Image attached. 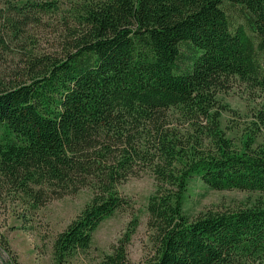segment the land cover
<instances>
[{"label":"trees","instance_id":"trees-1","mask_svg":"<svg viewBox=\"0 0 264 264\" xmlns=\"http://www.w3.org/2000/svg\"><path fill=\"white\" fill-rule=\"evenodd\" d=\"M59 7L0 0V49L23 57L0 77V204L18 203L26 222L53 199L91 188L54 241L64 264L102 222L134 207L118 187L150 168L154 250L139 264H264V145L254 136L235 144L216 109L236 79L264 93V0L78 2L61 19L62 52L39 51L31 30L52 25ZM173 111L184 121L174 123ZM195 179L260 194L192 215L185 202ZM138 225L136 214L101 264H134L127 245ZM17 263L0 226V264Z\"/></svg>","mask_w":264,"mask_h":264},{"label":"rangeland","instance_id":"rangeland-1","mask_svg":"<svg viewBox=\"0 0 264 264\" xmlns=\"http://www.w3.org/2000/svg\"><path fill=\"white\" fill-rule=\"evenodd\" d=\"M57 1L60 6L58 12L52 18H48L52 25L31 30L36 36L34 38L39 42L37 49L39 51L62 52L64 38L61 19L70 15L73 5L90 0ZM4 5L5 3H2L1 6ZM22 60V54L17 47L1 48L0 77L7 76L15 66L22 64ZM218 99L216 109L220 110L222 125L234 143L240 146L244 140L254 136L257 143L264 145V123H258L259 112L264 105V93L236 79L229 88L218 94ZM170 114L174 123L184 121L178 111ZM187 124L185 122V125ZM118 189L131 199L134 207L120 210L113 217L102 222L94 233L91 245L85 250L76 252L64 264H101L105 255L113 252V246L124 236L136 214L140 215V225L127 245L128 257L134 264H139L153 254L151 231L147 226L148 198L156 190L153 171L150 168L140 170ZM259 194L237 189H211L201 180L195 179L186 193L185 210L195 215L207 209H233L242 205L244 201L257 198ZM92 196V189L84 187L77 193L53 199L26 222L17 213L18 203L13 204L10 200L1 203L0 226L17 255V264H57L53 251L56 236L67 228L89 203Z\"/></svg>","mask_w":264,"mask_h":264}]
</instances>
